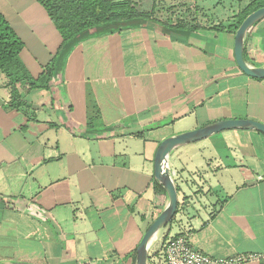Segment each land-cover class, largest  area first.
Returning a JSON list of instances; mask_svg holds the SVG:
<instances>
[{"label": "crops", "instance_id": "crops-1", "mask_svg": "<svg viewBox=\"0 0 264 264\" xmlns=\"http://www.w3.org/2000/svg\"><path fill=\"white\" fill-rule=\"evenodd\" d=\"M130 1L148 14L170 0ZM252 1L171 0L198 28L187 38L147 23L83 39L47 88L17 86L18 109L0 72V264H134L167 203L154 190L160 142L223 120L264 124V80L240 72L227 31ZM0 14L38 78L62 45L48 13L35 0H0ZM244 50L264 67V20ZM167 161L178 206L148 264H164V244L179 235L212 258L264 254V136L221 132Z\"/></svg>", "mask_w": 264, "mask_h": 264}, {"label": "trees", "instance_id": "trees-1", "mask_svg": "<svg viewBox=\"0 0 264 264\" xmlns=\"http://www.w3.org/2000/svg\"><path fill=\"white\" fill-rule=\"evenodd\" d=\"M35 1L46 10L59 32L62 38L61 50L56 61H52L44 67L38 78H32L20 58L24 45L0 14V72L8 79L11 95L9 109H18L22 106L19 101L17 86L26 83L30 90L47 88L50 80L60 74L65 57L71 47L83 39L103 33H113L124 28L144 26L147 23L154 25L156 30L168 36L187 38L190 33L198 29L184 24H177L175 26L165 24L153 19L151 17L152 13H139L136 10H130L126 6L127 4H116L111 0H73L67 7L66 16H54L52 14V10L54 9L53 0ZM262 7H264V0H253L237 16L234 27H228L227 31L235 32L249 14ZM224 30L226 29L222 27L218 28V31ZM154 190L157 193L166 195L164 190L155 181Z\"/></svg>", "mask_w": 264, "mask_h": 264}, {"label": "water", "instance_id": "water-1", "mask_svg": "<svg viewBox=\"0 0 264 264\" xmlns=\"http://www.w3.org/2000/svg\"><path fill=\"white\" fill-rule=\"evenodd\" d=\"M264 20V7L249 14L239 25L234 35V58L237 68L245 76L264 80V67L248 65L244 60L245 38L252 27ZM253 131L264 136V124L253 120L233 119L208 124L202 128L165 138L158 145L154 156V181L164 190L167 203L160 214L152 221L135 250L134 264H148L149 248L157 233L174 219L178 206L177 191L168 168V156L185 145L200 142L212 135L225 131ZM27 264V263H14Z\"/></svg>", "mask_w": 264, "mask_h": 264}, {"label": "built area", "instance_id": "built-area-1", "mask_svg": "<svg viewBox=\"0 0 264 264\" xmlns=\"http://www.w3.org/2000/svg\"><path fill=\"white\" fill-rule=\"evenodd\" d=\"M163 260L164 264H244L250 261L264 260V254L212 258L193 249L186 235H179L164 244Z\"/></svg>", "mask_w": 264, "mask_h": 264}, {"label": "rangeland", "instance_id": "rangeland-1", "mask_svg": "<svg viewBox=\"0 0 264 264\" xmlns=\"http://www.w3.org/2000/svg\"><path fill=\"white\" fill-rule=\"evenodd\" d=\"M53 1H54V9L52 10V14L54 16H61V15L66 16L67 15V7L71 4V2L73 0H53ZM111 1L112 2L114 1L116 3L115 0H111ZM117 3L127 4L126 6L130 10H135L136 9L134 7V4L131 3L130 0H117ZM131 4H133V7L130 6ZM175 4L178 5V3H175ZM177 5L171 4V0H170L168 2V4L166 3V5L164 7L159 6L161 8H156V11H154L152 13L151 17L153 19H155V20H160V22L162 21L165 24H170V25H172L174 22L176 24H179V22L182 23V24H184V22L187 23V20H188V9L187 8L178 7ZM159 234H160V237H159ZM157 238L159 240H161L162 235H161L160 232L157 233V236L155 237V239L153 241V244H155V242H157Z\"/></svg>", "mask_w": 264, "mask_h": 264}, {"label": "bare ground", "instance_id": "bare-ground-1", "mask_svg": "<svg viewBox=\"0 0 264 264\" xmlns=\"http://www.w3.org/2000/svg\"><path fill=\"white\" fill-rule=\"evenodd\" d=\"M248 141V140H247ZM254 146V145H253ZM256 147H257V145H256ZM262 155V154H261Z\"/></svg>", "mask_w": 264, "mask_h": 264}]
</instances>
